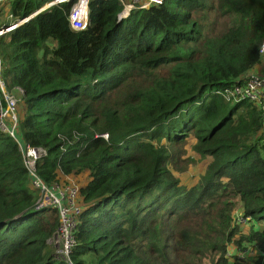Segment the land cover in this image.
<instances>
[{"label":"trees","instance_id":"16d2710c","mask_svg":"<svg viewBox=\"0 0 264 264\" xmlns=\"http://www.w3.org/2000/svg\"><path fill=\"white\" fill-rule=\"evenodd\" d=\"M45 2L10 0L9 14ZM69 7L0 34V58L17 137L45 150L39 177L86 176L73 264H264L261 111L224 96L261 61L264 0H162L119 19L118 0H88L81 30ZM180 157L205 162L193 184ZM37 197L0 131V264H65L48 243L56 211Z\"/></svg>","mask_w":264,"mask_h":264},{"label":"built area","instance_id":"2783aa9c","mask_svg":"<svg viewBox=\"0 0 264 264\" xmlns=\"http://www.w3.org/2000/svg\"><path fill=\"white\" fill-rule=\"evenodd\" d=\"M10 0H0V6ZM121 4V11L117 18L127 16L134 9H146L152 4H159L162 0H118ZM60 3H70L67 13L69 27L73 30H81L87 24V3L88 0H46L38 9H45ZM37 9V10H38ZM35 10L25 18L13 20L11 14L8 24L0 23V34L6 33L17 22L31 18L37 12ZM34 14V15H33ZM31 16V17H30ZM259 52L264 53V40L260 43ZM2 61L0 58V131L7 133L16 143L20 152L22 163L26 171L29 187L33 189L38 197L36 204L39 206L50 205L57 214V226L54 234L48 240L53 249L54 257L65 264H73L70 254L74 245L73 229L76 225L77 215L80 212L79 204V183L72 175L58 174L57 179L46 183L36 172L35 162L45 155V150L39 146L24 144L16 134L18 121L17 98L14 93L8 90L2 79ZM224 96L228 98H245L259 106L261 111L262 125L264 127V75L249 71L242 85H235L224 90ZM106 138V134L101 135Z\"/></svg>","mask_w":264,"mask_h":264},{"label":"rangeland","instance_id":"374dc122","mask_svg":"<svg viewBox=\"0 0 264 264\" xmlns=\"http://www.w3.org/2000/svg\"><path fill=\"white\" fill-rule=\"evenodd\" d=\"M7 13L8 12L6 11V9H4L3 4H1V6H0V22L1 23H6V22L10 21V19L6 16ZM48 39L49 40L47 42L51 46H55L56 45V42L54 40H52L50 38H48ZM17 111L20 114L18 104H17ZM184 157L196 158V156H194V154L190 153L188 151V149L186 150V154L184 155ZM184 159L185 158L180 157L174 163V167H175V169H179L178 172H177L178 173L177 176L180 179V181L182 183L190 185V184H193L197 180L199 174L203 171V168L205 166V162L204 161H200V160H192V162H191L190 160L189 161H185ZM77 180H78V182L82 181L80 179H77ZM53 249L51 248L52 252H53Z\"/></svg>","mask_w":264,"mask_h":264},{"label":"crops","instance_id":"0c3cea01","mask_svg":"<svg viewBox=\"0 0 264 264\" xmlns=\"http://www.w3.org/2000/svg\"><path fill=\"white\" fill-rule=\"evenodd\" d=\"M2 4L4 6V9H6V11L9 13V2H4ZM252 71H255V72H258V73L264 75V53H262V55H261V61H260L259 65H257L255 68H253ZM74 178L76 179L77 182H78L77 179L82 180V181L78 182L79 185L83 184L86 180V176L84 174H81L79 176H75Z\"/></svg>","mask_w":264,"mask_h":264},{"label":"water","instance_id":"95a60500","mask_svg":"<svg viewBox=\"0 0 264 264\" xmlns=\"http://www.w3.org/2000/svg\"><path fill=\"white\" fill-rule=\"evenodd\" d=\"M43 9H40L39 11H37L36 13H38V12H40V11H42ZM35 13V14H36ZM23 18H25V17H23ZM23 18H21V19H23ZM21 19H19V20H21ZM29 18H27V19H25V20H23V21H21V22H17V24L18 25H20L21 23H23V22H25L26 20H28Z\"/></svg>","mask_w":264,"mask_h":264},{"label":"bare ground","instance_id":"6f19581e","mask_svg":"<svg viewBox=\"0 0 264 264\" xmlns=\"http://www.w3.org/2000/svg\"><path fill=\"white\" fill-rule=\"evenodd\" d=\"M40 9H38L37 11H39ZM34 15V14H33ZM31 17V16H30Z\"/></svg>","mask_w":264,"mask_h":264}]
</instances>
